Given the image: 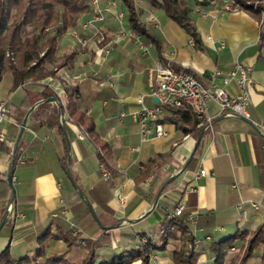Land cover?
<instances>
[{"label": "crops", "instance_id": "1", "mask_svg": "<svg viewBox=\"0 0 264 264\" xmlns=\"http://www.w3.org/2000/svg\"><path fill=\"white\" fill-rule=\"evenodd\" d=\"M92 1L87 0L91 11L57 39L55 56L72 58L54 76L36 83L27 81L14 90L12 73L1 76L0 100L9 107L1 129L12 147L0 143V252L8 247L16 264H43L52 255L79 262L87 252V241H92L96 243V262L110 260L120 252L136 250L148 239L160 242L158 224L167 217L171 196H177L185 205L184 213L194 219L188 227L202 252L198 264H213L211 243L238 231L264 232V136L252 124L264 121L260 20L240 9L220 11L214 4L205 8V15L197 14L194 1L187 0L200 38V44L191 47L190 36L162 9H155L149 0H135L138 18L158 42L155 44L132 33L121 0ZM221 41L223 48H219ZM107 47L109 54L102 59L100 50ZM160 59L191 70L204 84H209L212 71H226L235 61L250 66L249 118L224 116L218 103L210 100L206 113L210 123L204 122L198 135L184 134L169 120L171 111L164 109L161 123L166 136L141 141L134 118L139 110L137 97L148 93L149 78ZM215 83L221 85L219 80ZM44 87L58 97L68 144L61 130L35 123L30 116L39 103L35 95ZM225 90L231 96L239 93L234 80ZM69 100L91 120L94 133L107 145L108 181L98 170L95 144L89 137L76 136L81 125L69 117ZM144 102L151 106L154 100L145 97ZM65 151L67 170L60 163ZM201 169L204 175H198ZM69 175L76 179V187ZM188 185L194 191H184ZM84 198L96 216H111L120 222L110 229L101 228ZM119 198L125 201L123 206ZM9 202L12 212L4 210ZM53 213L58 216L52 217ZM70 225L79 230L75 237ZM39 241L44 248L36 257ZM244 244L237 240L226 251V264L235 260ZM176 245L170 240L164 249L153 250L151 264H173ZM262 253L264 244L245 264H261ZM131 264L140 262L136 259Z\"/></svg>", "mask_w": 264, "mask_h": 264}, {"label": "trees", "instance_id": "2", "mask_svg": "<svg viewBox=\"0 0 264 264\" xmlns=\"http://www.w3.org/2000/svg\"><path fill=\"white\" fill-rule=\"evenodd\" d=\"M121 1L128 11V22L132 33L134 35H144L157 44L156 39L151 36L144 24L140 22L134 7L135 0ZM149 1L155 9H162L168 18L181 27L194 40L195 46L200 44L198 31L190 18L191 8L187 0ZM193 1L194 4L202 8H208L213 3L221 0ZM233 2L240 10L260 20L259 42L264 44V21L261 20L264 0H233ZM90 11L87 0H0V80L4 72H11L13 76L11 90H14L29 80L36 82L47 76H54L57 70L72 58L71 55L61 58L55 56L57 39L66 30L75 28L81 15ZM57 60L59 62L52 70L45 67L48 64L55 63ZM160 63L163 65L167 64L163 59H160ZM171 67L178 70L173 65ZM182 69L191 72V70ZM195 75L200 80L199 75L196 73ZM52 97L58 101V97L48 87H44L42 91L36 93L35 99H38L39 103L35 108H30V116L35 123L45 124L47 127H56L61 130L63 141L66 144L64 123L60 117L61 110L56 102L50 100ZM169 110L171 111L169 120L180 128L184 134H199L204 122L199 121L195 117L189 106L183 104L169 108ZM67 111L74 123L85 127L89 139L97 148L99 162L108 170L106 157L109 150L107 145L100 141L94 133L91 120L86 119L83 113L78 112L76 106L70 100L67 104ZM158 158H162V156H158ZM157 159L152 160V163L156 162ZM67 162L68 155L65 151L60 158V163L65 170H67ZM68 178L73 184H76L74 177L69 175ZM81 196L84 197L83 194ZM4 207V210H6L7 203ZM97 219L106 228L113 227V225L120 222V220L111 216L97 215ZM158 228L161 232L160 242L148 239L140 244L136 250L120 252L110 260L96 262V245L92 241H87V252L81 261L70 262L52 255L47 257L43 264H128L133 259L138 258L141 259V264H151L149 262L150 253L153 250L164 249L170 240L177 242L173 250V264H198V259L202 252L197 250V241L188 227L186 213L183 212L179 216L170 218L165 217L158 224ZM246 239L248 241L241 247L235 260L230 263L245 264L253 255L254 250L259 245L264 244V232L261 229L252 232L238 231L233 236L211 243L209 250L214 255L213 264H226V251L233 247L237 240L244 241ZM43 248V242L39 241V247L35 252L36 257L41 256ZM0 264H16V261L9 253L8 247L0 252ZM261 264H264V253L261 255Z\"/></svg>", "mask_w": 264, "mask_h": 264}, {"label": "built area", "instance_id": "3", "mask_svg": "<svg viewBox=\"0 0 264 264\" xmlns=\"http://www.w3.org/2000/svg\"><path fill=\"white\" fill-rule=\"evenodd\" d=\"M201 1V0H198ZM95 3V0L92 1ZM223 12H235L239 8L234 4L233 0H221L213 3ZM218 4V5H217ZM193 11L197 14L205 15V8L194 4ZM100 20V17H96ZM155 25L158 23L152 19ZM264 21V20H262ZM209 40L210 37H207ZM191 47L195 46L192 38L188 41ZM224 47V42L221 41L219 48ZM141 49L145 51L142 46ZM102 59L109 54V48H102ZM216 80L221 82V85L215 83ZM234 80L238 87L239 93L235 96L229 95L225 86ZM252 85V78L250 73V66L235 61L226 71L214 70L209 75V84H204L197 78L195 73L184 69H173L169 64L163 65L158 63L154 74L149 78V91L145 95L137 97L139 110L135 113L134 118L139 125V133L141 141H146L149 138H160L166 136V132L161 123V118L164 109L174 108L183 104L190 107V110L199 121L210 123V118L206 116L208 110V102L214 100L218 103L220 111L224 116H240L249 118L247 106L249 104V89ZM145 97L149 99H156L151 106L145 104ZM58 107H59V103ZM64 105V104H63ZM64 107V106H63ZM65 108V107H64ZM9 114V107L5 100H0V143L12 147V143L7 139L6 135L1 129V125L7 120ZM61 119H63L61 117ZM253 126L256 128L261 136H264V121H253ZM76 136L79 139L87 138V132L78 126ZM19 163H24V160L19 159ZM98 170L101 178L108 181L111 178L110 172L102 163H98ZM205 170L201 169L198 175H204ZM184 191H194L193 186H185ZM170 195V194H167ZM171 207L167 212V218L179 216L184 212L185 205L180 202L177 196H171ZM121 206L125 201L119 198ZM6 210L13 211L11 202L7 203ZM65 213L62 210V214ZM22 217V214H20ZM52 217H57L58 213H53ZM188 223L194 222L192 216H187Z\"/></svg>", "mask_w": 264, "mask_h": 264}, {"label": "water", "instance_id": "4", "mask_svg": "<svg viewBox=\"0 0 264 264\" xmlns=\"http://www.w3.org/2000/svg\"><path fill=\"white\" fill-rule=\"evenodd\" d=\"M50 100H51V101H54V102H57V100H56L55 98H53V97L50 98ZM154 101H156V99H154ZM67 144H68V142H67ZM170 181H171V179L167 180V181H166V182L160 187V189H159V191H158V194H157V197L161 194V192L163 191V189L166 187L167 184H169ZM7 182H8V184H9V186L12 185V184H11V173H9V174L7 175ZM73 185L76 187L75 184H73ZM78 192L81 193L79 190H78ZM13 197H14V192H13V190H12L11 200H13ZM84 200H85V202H86V204H87V207H88V209H89V211H90L92 217H93L94 220L96 221V223H97L101 228H104V229H110V228H112V227H110V228H106V227L102 226V225L99 223V221H98V219H97V216H96V214H95L93 208L91 207V205H90L89 202L87 201V199L84 198ZM3 222H4V221H3Z\"/></svg>", "mask_w": 264, "mask_h": 264}, {"label": "rangeland", "instance_id": "5", "mask_svg": "<svg viewBox=\"0 0 264 264\" xmlns=\"http://www.w3.org/2000/svg\"><path fill=\"white\" fill-rule=\"evenodd\" d=\"M194 5V4H193ZM261 20H264V10H262L261 11ZM11 54V53H10ZM41 55V54H40ZM59 61L57 60V61H55V63L53 62L52 64H48V65H46L45 67L47 68V69H49V70H52L55 66H57V63H58ZM56 74V73H55ZM30 81V80H29ZM31 83H36V82H32V81H30ZM71 226V228H72V230H73V232H72V234L74 235V237L78 234V229L76 228V227H74V226H72V225H70ZM248 241V239H246V240H244V242H245V244H246V242ZM95 245H96V243H94ZM87 245V244H86ZM232 248V247H231ZM230 248V249H231ZM241 249V248H240ZM228 251V250H227ZM240 251V250H239ZM151 254H152V252L150 253V255H149V262L151 263ZM136 259H133L131 262H129L128 264H131V263H133L134 261H135ZM137 260H139V262H140V264H141V259H137Z\"/></svg>", "mask_w": 264, "mask_h": 264}]
</instances>
